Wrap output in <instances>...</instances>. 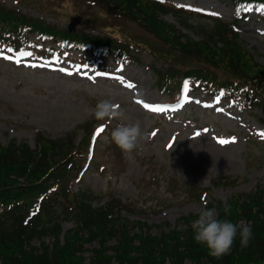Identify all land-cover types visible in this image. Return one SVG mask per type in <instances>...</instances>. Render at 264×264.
<instances>
[{
  "label": "trees",
  "instance_id": "trees-1",
  "mask_svg": "<svg viewBox=\"0 0 264 264\" xmlns=\"http://www.w3.org/2000/svg\"><path fill=\"white\" fill-rule=\"evenodd\" d=\"M22 1L30 8L39 6L36 1ZM232 1L239 10L238 17L246 7L264 10V0ZM39 2L53 10L63 3L80 9L79 22L66 17L63 21L88 29L100 27L103 35L45 24L0 2V38L11 47L19 44L24 49L31 48L35 44L27 41V33L34 32L61 48L72 45L95 57L110 54L120 64L133 61V48L139 49L167 63L158 82L163 93L172 95L184 81H190L193 89L209 96L264 111V62L255 60L243 47L235 30L237 21L209 20L191 25V18L179 8L158 0ZM169 12L189 34L162 19ZM108 14L112 18L104 20ZM112 23L125 27L112 32L108 29ZM192 33L200 38L190 37ZM75 136L76 131L57 138L37 132L33 148L26 142L0 144V264H85L87 258L90 264H183L184 258L194 264H264V188L257 186L253 193L241 198L234 194L225 204L215 207L220 219L237 224L244 220L252 229L247 246L242 247L238 237L230 251L217 259L194 240L190 221L198 214L180 218L187 225L184 230L152 235L146 223L129 222L119 216L121 208L131 209L119 198L95 207L91 191L75 192L72 183L89 158L90 135L78 142ZM116 154L122 156L121 152ZM164 180L167 189L174 188L169 177ZM63 219H71L74 227L63 233L61 241ZM130 224L139 227L138 232H132ZM50 236L53 241L45 242L44 238ZM34 239L41 240L39 246L32 245ZM112 239L116 243L109 245ZM86 244L95 246L88 248ZM84 252L90 255L86 258Z\"/></svg>",
  "mask_w": 264,
  "mask_h": 264
},
{
  "label": "rangeland",
  "instance_id": "rangeland-1",
  "mask_svg": "<svg viewBox=\"0 0 264 264\" xmlns=\"http://www.w3.org/2000/svg\"><path fill=\"white\" fill-rule=\"evenodd\" d=\"M28 1H36L41 7L39 10L50 15L45 18L49 22L60 24L64 17L71 22L82 19L81 10L70 4H58V8L53 10L41 6L39 0ZM177 1L195 11L189 20L191 25L207 23L209 19L206 16L228 22L234 18L231 0ZM0 2L28 16L38 15L25 8L22 0ZM111 18L108 14L104 20ZM162 19L177 25L172 13L163 15ZM123 22L128 23L125 20ZM120 26L125 27L112 23L108 29L117 32L121 30ZM97 29L99 33L102 31L100 27ZM182 31L189 34L186 29ZM238 36L254 59L264 62V16L258 15L255 10L248 12L244 20L238 23ZM190 37L196 40L200 38L193 33ZM78 54L69 51L52 59L15 55L11 56L13 59H4L9 53L0 45L1 144L7 145L15 140L25 141L33 147L37 131L57 138L73 130H76L75 142H78L84 135L83 125L86 122L108 120L95 119L94 109L99 101L109 100L118 105L125 119L113 120L114 128L121 122L139 123L143 139L130 156L120 150L124 159L121 162L116 155L117 146L108 137V125L94 141L96 159L86 168L82 178L75 182L74 188L76 191H92L95 206L109 201L111 197L131 203L132 212L120 215L130 221L140 219L148 225H155L149 229L154 235L175 226L185 229L186 225L177 223V220L190 213L198 214L207 203L216 207L229 201L234 193L242 194L243 197L253 192L255 185L264 186V139L258 135L264 132L261 111L250 114L232 104L192 91H189V101L183 108L169 111L166 102L170 99L156 87L157 74L152 69L153 66L159 68L165 65L163 60L139 54L137 62L123 68L113 65L110 58L100 59L97 64L88 66L76 62L75 56ZM16 59L21 60V63L17 64ZM99 70H111L112 76H99ZM129 84L134 87H127ZM178 94L175 91L176 99ZM137 101L153 106L164 103L162 107L165 111L150 112ZM101 126L95 125L98 128ZM233 137L235 143L224 146L217 143V138ZM169 144L174 146L169 148ZM161 168L166 170L159 171ZM168 177L175 183L173 192L165 185L164 179ZM220 177L238 179L232 185H218ZM203 189L206 192L198 197ZM165 221L167 223L162 225ZM243 223L246 222L240 220L238 225ZM60 225L59 238L62 241V233L71 228L73 223L62 220ZM129 228L132 232H138L139 227L129 225ZM40 241L34 239L31 243L37 247ZM44 241L51 243L53 238L45 237ZM115 243V239H112L109 245ZM93 246L85 245L88 248ZM83 255L87 258L90 253L84 252ZM84 263L90 264L89 259ZM183 264L194 263L184 258Z\"/></svg>",
  "mask_w": 264,
  "mask_h": 264
},
{
  "label": "clouds",
  "instance_id": "clouds-1",
  "mask_svg": "<svg viewBox=\"0 0 264 264\" xmlns=\"http://www.w3.org/2000/svg\"><path fill=\"white\" fill-rule=\"evenodd\" d=\"M97 120L123 121L125 114L118 105L109 100L99 101L94 109ZM111 142L114 143L125 155L130 156L137 148L143 133L139 123H118L110 133ZM194 240L203 245L209 255L221 258L232 248L239 237L241 246H247L251 237L252 229L247 223L238 225L227 219H220L216 208L202 209L197 218L192 221Z\"/></svg>",
  "mask_w": 264,
  "mask_h": 264
},
{
  "label": "snow or ice",
  "instance_id": "snow-or-ice-1",
  "mask_svg": "<svg viewBox=\"0 0 264 264\" xmlns=\"http://www.w3.org/2000/svg\"><path fill=\"white\" fill-rule=\"evenodd\" d=\"M162 2H163V0H162ZM178 7H179V5H178ZM198 11H200V10H198ZM237 11H239V10H237ZM208 14H210V15H218V13H208ZM8 51L11 52L12 49H8ZM20 55L21 56H28V57H30V56H32V53L31 52H21ZM3 58L4 59H13L12 57H9V56H4ZM15 62L17 64H20L21 63V60L16 59ZM63 70L64 69H61V71H63ZM69 74H71V73H69ZM97 75H101V73H97ZM127 87L132 88V87H134V85L129 84V85H127ZM185 88H187V82H185ZM222 95H223V93H222ZM137 103H142V106H143V108L145 110H148V111L153 112V113H160V112L165 111V108L164 107L153 106V105H151L149 103H144V102H141V101H137ZM103 131H104V127L103 126H101L100 128H98L96 130V133L94 134V138H95V136H98ZM204 131L206 132L207 130L205 129ZM153 135H155V133H153ZM197 135H200V133H197ZM258 135H260L261 139H264V132L258 133ZM235 142L236 141H235V138L234 137L231 138V139L217 138V143L220 144L221 146L227 145L229 143H235ZM173 146H174L173 144H169L168 145L169 148H171Z\"/></svg>",
  "mask_w": 264,
  "mask_h": 264
}]
</instances>
